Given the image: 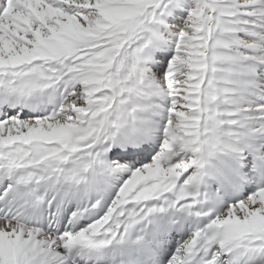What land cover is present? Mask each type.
<instances>
[{"label":"snow or ice","instance_id":"obj_1","mask_svg":"<svg viewBox=\"0 0 264 264\" xmlns=\"http://www.w3.org/2000/svg\"><path fill=\"white\" fill-rule=\"evenodd\" d=\"M0 264H264V0H0Z\"/></svg>","mask_w":264,"mask_h":264}]
</instances>
